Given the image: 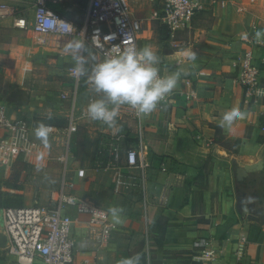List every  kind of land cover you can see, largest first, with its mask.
Listing matches in <instances>:
<instances>
[{
  "label": "crops",
  "instance_id": "0c3cea01",
  "mask_svg": "<svg viewBox=\"0 0 264 264\" xmlns=\"http://www.w3.org/2000/svg\"><path fill=\"white\" fill-rule=\"evenodd\" d=\"M8 1L20 8L23 0ZM140 1L138 7L130 0L135 13L147 18L139 35L140 48L152 47L159 56L158 67L164 75L174 72L181 75L169 93V102L143 115L140 122L130 116L124 118V124L116 126L91 118L80 121L79 129L86 130L80 147L82 159L73 171L69 170V161L74 156L70 146L67 169L74 186H67L66 190L98 207L108 210L119 206L123 212L122 222L116 224L109 242L99 245L88 238L90 214L78 212L76 207L67 209L76 219L72 233L73 264H117L121 258L137 253L144 254V264H204L202 247H194L200 238L207 239L208 247L216 250L212 264H264V221L253 225L241 214L237 204L238 195L244 193L240 190L253 179L251 173L262 176L263 180L258 178L253 183L263 186L259 190L264 202V140L260 138V135L264 137V40L258 42L255 38L256 31L264 29V3L261 0H198L201 8L190 26L172 35L161 19L150 17L153 9L161 5L160 0ZM241 5L245 6L243 11L239 10ZM30 9L31 18H28L32 19L33 1ZM149 9L150 14L145 15ZM5 19L9 22L0 26V45L6 36L14 34L10 29L14 27L12 18ZM163 31L167 32L166 36L160 37ZM29 32L32 43V32ZM248 46L253 48L262 72L261 85L252 93H246L235 80L237 62ZM189 50L195 51V60L186 56ZM51 53L70 67L74 66L72 55ZM186 80L192 81L194 95L190 94ZM71 81L69 77L60 92L69 90ZM12 82L20 81L5 78L4 90ZM0 97V105L9 106V115L25 117L4 99L5 93H0ZM58 101L57 116L64 122L63 126L68 121L66 107L60 97ZM233 109H240L244 117L231 128H221L224 115ZM74 134L69 145L74 141ZM231 138L236 139V150L220 142ZM33 139H37L35 132ZM57 140L65 143L63 139ZM131 143L142 145L144 164L127 166L126 147ZM115 146L119 148V157L108 167ZM63 154L62 151L51 155L49 149H42L36 143L31 153L18 157L8 168H0V264H21L9 250V239L3 240L7 237L4 208L36 202L48 204L51 193L62 182L61 166L57 186V179L48 173L44 175L50 182L40 198L34 196V182L26 174H30V164L38 159L62 163L59 157ZM209 157L213 163L207 167ZM232 160L239 163L237 170ZM251 163L253 167L248 170ZM162 165L166 171L161 169ZM117 180L122 183L117 184ZM257 217L254 215L255 220ZM141 243L140 252L135 253Z\"/></svg>",
  "mask_w": 264,
  "mask_h": 264
},
{
  "label": "built area",
  "instance_id": "2783aa9c",
  "mask_svg": "<svg viewBox=\"0 0 264 264\" xmlns=\"http://www.w3.org/2000/svg\"><path fill=\"white\" fill-rule=\"evenodd\" d=\"M32 1V19L22 15L16 3L8 0L0 1V20L12 18L14 27L31 31L32 45L35 47L50 50L59 56H68L72 55L66 50L68 42L81 39L86 46L98 51L103 58L115 55L130 45L139 48V35L147 18L135 13L130 0H88L81 24L62 15L52 6L60 2L78 4L81 0ZM160 4L153 9L150 17L161 19L172 35L177 30L189 27L194 15L201 8L198 0H160ZM244 9L243 5L239 7L240 11ZM246 40L250 41V39ZM73 67L69 69L72 77L70 89L63 90L59 94L60 100L66 107L67 124L61 126L41 122L50 126L48 134L65 142H69L72 135L77 132L81 120L90 118L87 114L89 102L101 95L89 88V94L84 98L82 92L84 78L76 77ZM160 74L164 75L161 72ZM235 80L246 93L255 92L260 87L261 66L256 60L252 47H246L239 58ZM185 83L189 86L190 94L194 95L192 81L186 80ZM169 99L168 94L158 103L157 108H163ZM8 111V105H0V168L10 167L18 157L33 151L36 145L33 132L41 124H36L28 117H13ZM127 116L140 122L143 115H138L136 109L129 105H121L114 125L124 124V118ZM113 151L114 157L107 163L108 167L112 166L119 157L118 146H115ZM59 160L66 161L62 182L59 188L51 193L48 204L36 202L32 205L4 208V232L10 241L9 250L17 255L21 264L74 263L75 242L72 233L76 219L68 214L69 207H76L78 212L90 214L88 238L99 245L107 244L116 230V224L113 223L107 209L93 205L66 190L67 186L73 187L74 183L68 178V158L63 154ZM144 163L145 154L142 145L134 143L127 145V166ZM161 169L167 170L165 165H162ZM134 180H131V185ZM121 183V180H117V184ZM167 190L166 188L163 191L162 201L166 197ZM208 244L209 241L204 238L194 242V247H202V255L206 257L204 264H212L216 257V250L208 247Z\"/></svg>",
  "mask_w": 264,
  "mask_h": 264
},
{
  "label": "rangeland",
  "instance_id": "374dc122",
  "mask_svg": "<svg viewBox=\"0 0 264 264\" xmlns=\"http://www.w3.org/2000/svg\"><path fill=\"white\" fill-rule=\"evenodd\" d=\"M132 2L138 7L141 4L140 0H132ZM261 2L264 3V0H261ZM87 4L88 0H81L77 5L69 2H60L55 3L52 6L67 14L68 17L76 23L81 24L84 19ZM31 6L32 0L21 1L20 13L31 18ZM149 14L150 9L145 15ZM235 17L238 19L237 14ZM7 22L9 21L6 19L0 21V26H3L4 23L6 25ZM10 29L14 33H12L13 36H6L3 41L4 43L0 45V93H5L7 95L4 99H6L10 105L15 107L17 112L22 113L25 117L33 119L36 124L41 122L59 123L60 119L57 116L59 92L62 87H66L65 85L69 77L71 79L69 63L65 62L63 59L54 57V54L51 53L52 51L50 50L33 47L29 37V30H22L17 27H11ZM166 34L167 32L163 31L160 33V37H165ZM158 36H156L157 40H159ZM93 57H95V59H93ZM85 58L87 61L86 66L89 71L95 63L104 59L98 51L91 47H87ZM7 77L11 78L13 81L19 80L20 82H12L8 89L4 90V79ZM83 78L84 85L82 92L84 93L83 95H85V98L86 95L89 94V88H93L88 81L87 75L83 76ZM14 104L17 106H14ZM85 131L84 127H80V129L77 130L76 135L74 134V141L71 145H69L68 142H59L50 134L47 136V143L43 142V140L38 137L34 140L38 147L49 149L51 155L63 151L64 156L67 157V154L70 151V146H72L74 156L72 155L69 161V170L73 171L74 168L78 166V161L82 159V151L80 147L83 145L84 141L82 137H86L84 135ZM223 138L224 136L222 135L221 139ZM260 138H263L264 140L263 135H260ZM235 141V138H231L220 142H223V144L236 150L237 144ZM65 163L66 161L60 163L53 159H48L47 161L38 159L36 162L32 163L33 167L32 164H30L29 167L32 168V171L30 174L27 173L26 175L32 177L35 197L40 198L42 191L45 190L50 182L46 181L44 178L46 173L57 179V182L55 181V186H57L60 166L62 171H64ZM212 163V157H209L206 160V166L209 167ZM232 165L234 170H237L239 163L236 160H232ZM103 166L104 165L102 164V167ZM251 167H253L252 163L251 165H248V170H250ZM251 174H254L253 179L248 181L247 183L249 184L240 190L241 192L244 191V193L242 192V194L238 195L237 204L241 214L254 225L259 220L264 221V218L260 217L261 215L264 216V202L261 199L262 197H260L262 190H259L263 189V186H257L253 181L257 182L258 178L261 180L263 179L262 176L257 177V175H255L256 173ZM55 186L52 188H55ZM254 215H258L256 220ZM141 248L142 243L138 246L135 253L140 252ZM140 257V264H144V254L141 253Z\"/></svg>",
  "mask_w": 264,
  "mask_h": 264
},
{
  "label": "clouds",
  "instance_id": "9594fccd",
  "mask_svg": "<svg viewBox=\"0 0 264 264\" xmlns=\"http://www.w3.org/2000/svg\"><path fill=\"white\" fill-rule=\"evenodd\" d=\"M258 42L264 40V29L255 33ZM66 50L72 53L75 62L73 73L76 77L86 76L93 90L99 93L98 98L87 105V114L92 120L102 121L109 126L116 123L118 109L121 105H129L136 109L138 115L150 114L171 91L176 87L180 78L179 72L161 75L158 67L160 59L151 46L137 48L130 45L117 54L106 57L95 63L91 70L87 68V51L84 40L69 41ZM186 56L195 60V51H187ZM95 59V57H93ZM245 113L240 109H233L224 115L221 128H231ZM50 126L41 123L35 130L38 138L47 143ZM114 224L122 222L123 208L112 206L108 209ZM141 257L137 253L133 256L121 258L117 264H140Z\"/></svg>",
  "mask_w": 264,
  "mask_h": 264
},
{
  "label": "trees",
  "instance_id": "16d2710c",
  "mask_svg": "<svg viewBox=\"0 0 264 264\" xmlns=\"http://www.w3.org/2000/svg\"><path fill=\"white\" fill-rule=\"evenodd\" d=\"M61 124H64V122H59V123H57V125H61Z\"/></svg>",
  "mask_w": 264,
  "mask_h": 264
},
{
  "label": "water",
  "instance_id": "95a60500",
  "mask_svg": "<svg viewBox=\"0 0 264 264\" xmlns=\"http://www.w3.org/2000/svg\"><path fill=\"white\" fill-rule=\"evenodd\" d=\"M7 237L3 238V240H6Z\"/></svg>",
  "mask_w": 264,
  "mask_h": 264
}]
</instances>
